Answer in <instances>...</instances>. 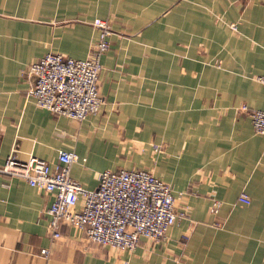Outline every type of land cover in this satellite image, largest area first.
Segmentation results:
<instances>
[{"label":"crops","instance_id":"crops-1","mask_svg":"<svg viewBox=\"0 0 264 264\" xmlns=\"http://www.w3.org/2000/svg\"><path fill=\"white\" fill-rule=\"evenodd\" d=\"M97 19L110 30L99 112L78 122L37 107L28 66L88 57ZM260 75L264 0H0V166L13 150L52 164L72 150L86 189L103 170L142 169L188 207L132 251L69 225L51 238L53 194L0 172V264H264V135L248 114L264 108Z\"/></svg>","mask_w":264,"mask_h":264},{"label":"built area","instance_id":"built-area-1","mask_svg":"<svg viewBox=\"0 0 264 264\" xmlns=\"http://www.w3.org/2000/svg\"><path fill=\"white\" fill-rule=\"evenodd\" d=\"M94 25L100 32L88 57L47 52L28 66L25 73L31 83L26 94L37 107L78 122L99 112L103 103L98 92L100 58L109 48L110 30L106 20L97 19ZM257 81L264 88V75ZM249 117L254 133L264 135V108L249 111ZM76 160L74 151L61 149L53 164L33 156L22 162L13 150L0 166L1 173L24 178L30 186L53 194L47 209L51 238L59 237L61 225H69L92 243L132 251L140 238L160 240L186 217L188 207L177 208L171 186L153 173L135 168L103 170L97 186L86 189L70 175ZM237 202L247 205L250 200L241 193ZM216 208L213 203L211 211Z\"/></svg>","mask_w":264,"mask_h":264},{"label":"rangeland","instance_id":"rangeland-1","mask_svg":"<svg viewBox=\"0 0 264 264\" xmlns=\"http://www.w3.org/2000/svg\"><path fill=\"white\" fill-rule=\"evenodd\" d=\"M246 110L248 111V109L246 108ZM252 110H254V109H252ZM249 111H251V110H249ZM249 111H248V114H249Z\"/></svg>","mask_w":264,"mask_h":264}]
</instances>
